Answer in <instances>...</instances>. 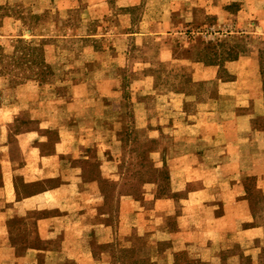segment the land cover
<instances>
[{
  "label": "rangeland",
  "instance_id": "1",
  "mask_svg": "<svg viewBox=\"0 0 264 264\" xmlns=\"http://www.w3.org/2000/svg\"><path fill=\"white\" fill-rule=\"evenodd\" d=\"M4 170L0 264H156L168 218L154 255L261 228L264 264V0H0Z\"/></svg>",
  "mask_w": 264,
  "mask_h": 264
},
{
  "label": "crops",
  "instance_id": "2",
  "mask_svg": "<svg viewBox=\"0 0 264 264\" xmlns=\"http://www.w3.org/2000/svg\"><path fill=\"white\" fill-rule=\"evenodd\" d=\"M40 160H54V157H44L41 158ZM8 165H10L12 167V163H10V160H8V162H6ZM10 167V168H11ZM12 172V169H10ZM7 173H5L4 170V176H3V186H2V196L0 198V203H2V206H0V228H4L5 232L7 231V225H8V220L10 218H12V215L10 216L8 213V209L11 206V204H14L16 206V193H15V187H14V177L11 175L10 178H7L6 175ZM59 173H56V175H58ZM59 176V175H58ZM56 176V177H58ZM55 177V173L52 174L51 176H48L47 178H56ZM69 187V186H68ZM82 187V185L78 186V189H80ZM63 188L65 187H58L52 191H46L44 194L48 195L50 194V192H59L61 191ZM47 197V196H46ZM190 198H193L192 195L190 194ZM164 202H169V201H164ZM242 202V201H241ZM242 206H244L245 203H240ZM226 209H224V212L216 218H213V220L210 222V227L212 226V223H221L223 220L226 219L227 216V206H225ZM40 209L37 208H31V207H27L25 209H23L22 211H17L13 217H28V215H31L32 213H36V221H34V223L36 225H34V228L31 231V237H32V242H31V237L28 239V243H30V249H28V253L33 252L35 253V255L37 256L38 254H43L44 251H42V249H44L45 247H48L49 245V241L46 235V230L44 229L45 225H48L49 219L44 218L43 216L40 217V213L39 212ZM144 212H146L145 208H144ZM171 216V214H169ZM168 218L165 221H163L162 223L160 222V225H162L159 229V232L162 238H158L156 240V243L153 244L154 247L152 248L153 252H159V250L157 249L161 244L163 243H168L170 241V232L166 229V221H169ZM31 222V221H30ZM48 227V226H47ZM234 229L236 232L237 230H240V232H237L236 235H242V240H236L237 242H235V244H232L231 246L229 245L230 241H226V240H220V239H214L212 238L213 235H215V233L212 231V229L210 228V230L205 231L203 233V235L205 237H210V238H200L198 239V243L195 241H191L194 235L196 237V233L197 232H189V234H184L186 237L185 242H183L185 245L180 246L181 248H177L174 247L173 250H167L164 254H162L160 257L159 255H154L152 252V258L151 260L156 261V264H180L179 260L180 258H178V254L182 251H187L188 253H192L191 255H189V257H192V259H194L193 261H188L187 263L184 264H240V255L241 254H253L252 255V264H260V257H259V253L261 249V245L262 242H260V232L262 233V229L261 228H249V229H243L241 227V229H237V228H232ZM193 230V228H192ZM181 232V231H180ZM8 234V232L6 233ZM45 235V236H44ZM251 235H253V239L249 240V242H245L244 238L246 237H250ZM38 238V240L40 241V247L41 248H37L34 247L37 243V241H34ZM236 246L238 248V252H233L231 254H229V251L231 250L230 247L232 246ZM10 247V246H9ZM36 248V249H33ZM39 249V250H38ZM184 249V250H183ZM46 250V249H45ZM49 254L48 251H45V255ZM229 254V257H228ZM238 254V256H236ZM35 256V257H36ZM189 260V259H188Z\"/></svg>",
  "mask_w": 264,
  "mask_h": 264
}]
</instances>
